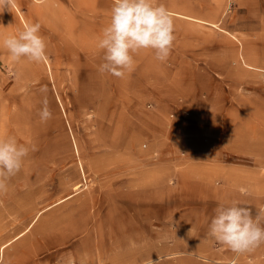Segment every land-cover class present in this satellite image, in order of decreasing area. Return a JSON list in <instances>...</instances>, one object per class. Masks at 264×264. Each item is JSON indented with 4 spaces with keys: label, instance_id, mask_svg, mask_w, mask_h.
<instances>
[{
    "label": "rangeland",
    "instance_id": "rangeland-1",
    "mask_svg": "<svg viewBox=\"0 0 264 264\" xmlns=\"http://www.w3.org/2000/svg\"><path fill=\"white\" fill-rule=\"evenodd\" d=\"M154 2L173 14V48L163 62L133 54L124 78L98 70L114 0L0 12V38L39 22L47 54L14 62L0 47V136L36 149L0 192V264L236 257L208 231L219 204L264 208V5ZM238 264H264V244Z\"/></svg>",
    "mask_w": 264,
    "mask_h": 264
},
{
    "label": "clouds",
    "instance_id": "clouds-1",
    "mask_svg": "<svg viewBox=\"0 0 264 264\" xmlns=\"http://www.w3.org/2000/svg\"><path fill=\"white\" fill-rule=\"evenodd\" d=\"M15 7L16 0H0V12H11ZM40 29L39 22L25 24L18 34L0 38V47L8 51L14 62L26 58L29 62L40 63L47 59ZM174 33L173 14L164 4H156L154 0H114L110 22L103 28L97 43V48L103 51V63L98 70L124 78L134 68L133 54L142 49H152L157 60L166 61L173 48ZM40 91L46 93L47 87ZM39 117L41 122L52 118L46 96ZM35 150V145L26 146L18 143L15 137L0 136V192L7 190L8 181L21 171L25 158ZM208 236L236 253L229 264H238L241 254L254 252L264 244V208L253 215L249 206L236 200L219 204Z\"/></svg>",
    "mask_w": 264,
    "mask_h": 264
},
{
    "label": "crops",
    "instance_id": "crops-1",
    "mask_svg": "<svg viewBox=\"0 0 264 264\" xmlns=\"http://www.w3.org/2000/svg\"><path fill=\"white\" fill-rule=\"evenodd\" d=\"M69 1H71V0H69ZM251 1H253V2H252L253 6H254V5H257V6L264 5V0H251ZM247 4L249 5V4H251V2H248ZM177 15H180V16H183V17H186V18L191 19V20L200 21V20L194 19V18H192V17L185 16V15H181V14H177Z\"/></svg>",
    "mask_w": 264,
    "mask_h": 264
},
{
    "label": "bare ground",
    "instance_id": "bare-ground-1",
    "mask_svg": "<svg viewBox=\"0 0 264 264\" xmlns=\"http://www.w3.org/2000/svg\"><path fill=\"white\" fill-rule=\"evenodd\" d=\"M221 31H223V30H221ZM77 188H78V186L75 189H77Z\"/></svg>",
    "mask_w": 264,
    "mask_h": 264
}]
</instances>
